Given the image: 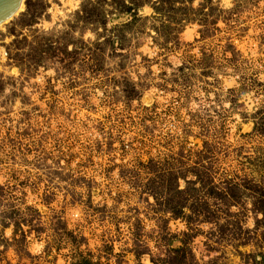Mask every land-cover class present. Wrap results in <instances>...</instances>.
<instances>
[{"label":"rangeland","instance_id":"obj_1","mask_svg":"<svg viewBox=\"0 0 264 264\" xmlns=\"http://www.w3.org/2000/svg\"><path fill=\"white\" fill-rule=\"evenodd\" d=\"M134 2L0 26V264H264V0Z\"/></svg>","mask_w":264,"mask_h":264},{"label":"water","instance_id":"obj_2","mask_svg":"<svg viewBox=\"0 0 264 264\" xmlns=\"http://www.w3.org/2000/svg\"><path fill=\"white\" fill-rule=\"evenodd\" d=\"M25 0H0V25L13 18Z\"/></svg>","mask_w":264,"mask_h":264},{"label":"trees","instance_id":"obj_3","mask_svg":"<svg viewBox=\"0 0 264 264\" xmlns=\"http://www.w3.org/2000/svg\"><path fill=\"white\" fill-rule=\"evenodd\" d=\"M117 7H120L122 12H131L135 7V2L134 0H131V2H128L127 0H117ZM131 25H133V22L124 23L121 27H129Z\"/></svg>","mask_w":264,"mask_h":264},{"label":"bare ground","instance_id":"obj_4","mask_svg":"<svg viewBox=\"0 0 264 264\" xmlns=\"http://www.w3.org/2000/svg\"><path fill=\"white\" fill-rule=\"evenodd\" d=\"M24 4H25V1H24V3L22 4V6H21L20 10L18 11V13L22 10V8L24 7ZM18 13H17V14H18ZM17 14H16V15H17ZM11 19H12V18H11ZM9 20H10V19H9ZM9 20H7V21H9ZM7 21H6V22H7ZM6 22H4L3 24H5ZM3 24H1V25H3ZM1 25H0V26H1Z\"/></svg>","mask_w":264,"mask_h":264}]
</instances>
